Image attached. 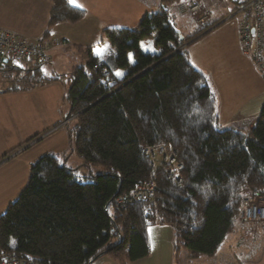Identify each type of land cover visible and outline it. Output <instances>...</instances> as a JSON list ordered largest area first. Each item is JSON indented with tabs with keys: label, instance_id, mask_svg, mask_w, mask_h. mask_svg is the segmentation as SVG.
<instances>
[{
	"label": "trees",
	"instance_id": "16d2710c",
	"mask_svg": "<svg viewBox=\"0 0 264 264\" xmlns=\"http://www.w3.org/2000/svg\"><path fill=\"white\" fill-rule=\"evenodd\" d=\"M191 1L161 0L159 11L146 14L137 28L104 29L107 54L81 53L66 94V120L73 123L68 156H76L88 176L77 177L65 164L68 156L46 153L33 162L26 185L0 215V255L27 264H93L103 257L130 264L149 255L147 229L167 225L175 252L213 256L240 220L244 201L264 199V103L248 131L219 126L215 94L185 50L209 26L184 38L174 24V12L182 15L177 8ZM209 1L232 14L247 0ZM49 2L50 29L85 16L68 0ZM152 35L154 56L139 49ZM42 65H0V78H15L24 91L43 88L57 76L48 77ZM104 70L116 84L98 81ZM157 144L182 165L179 186L166 179V167L152 170L141 153ZM150 181L152 202L111 208L116 197Z\"/></svg>",
	"mask_w": 264,
	"mask_h": 264
},
{
	"label": "crops",
	"instance_id": "0c3cea01",
	"mask_svg": "<svg viewBox=\"0 0 264 264\" xmlns=\"http://www.w3.org/2000/svg\"><path fill=\"white\" fill-rule=\"evenodd\" d=\"M205 1L213 10L206 11L204 9L208 16L206 26L209 27L202 34L197 35L194 40L185 44V50L192 66L206 77L215 94L219 126L226 128L233 125L234 129L248 131L259 117L261 107L264 103V77L258 72L251 59L243 54L239 47L237 37L238 19L223 21L230 15L229 10L226 8L227 6L212 3L209 0ZM76 3L80 7L71 5L84 11V20L75 24L60 23L51 29L48 28L51 10V4L49 2L50 7L47 16L43 18V24H38L30 29L14 31L32 40H43L50 44V62L45 63L41 67L48 77H57L49 85L31 91H24L23 87L18 88V91L3 90L0 84V188L6 187L4 192H0V215L4 213L8 204L11 203L13 195L16 194L15 189L23 187L24 184L26 185L29 176L28 160H26L27 168H24L21 164L19 178L17 168L10 164L12 161L11 156L14 154L16 147L28 142V131L25 130L20 135L15 134L19 129V122L15 123V118L20 111H24L26 108L28 109V96L36 92L43 95V92L47 93V91H52L61 100L64 99L67 92L64 87L67 88V86L63 87L60 78L63 77V74L70 73L72 69L80 66L82 63V60L77 58L76 61L69 64L66 70L65 68L59 67V60L65 57L63 51L68 46L67 40L70 39L68 38V33L72 34L73 28L85 21H89L90 18L92 20L94 19L93 23H98L97 26L100 29L112 28L109 24L112 21H107L108 18H106L105 13L110 12V5L114 6V4L119 9L116 15L117 19L122 20L124 23L128 22L137 24L138 26L140 20L146 14L159 11L161 0H76ZM200 4L203 6L201 1ZM173 11H175V8H173ZM174 13L175 15L177 14L176 11ZM176 20L174 17L175 27L184 38L192 37L198 32V30H193L188 25L183 24V20L182 22ZM195 27L198 28L196 23L194 24V29ZM187 28L192 33L187 32L185 34L184 31ZM59 29L65 31L67 34L65 32L58 34ZM101 41H104L106 50L109 51L110 47H107V40L102 38ZM62 43L63 45H61ZM103 54L97 56H102ZM57 63L58 66L54 67L53 64ZM48 66L51 67L49 70H46ZM2 81L6 82L3 79ZM57 116L55 117L56 121L61 117L59 113ZM26 117L28 119V115ZM65 133L66 146L60 148V150L51 149L48 153L57 154L62 158L69 153L70 140L67 131ZM29 165L31 166V164ZM67 167L74 169L69 166ZM78 167L80 168V165ZM24 169L27 170V176H23L24 172H26ZM85 177L79 178L84 179ZM241 226L244 225L240 224L239 228ZM263 229L264 227L261 230ZM147 239L149 255L142 260L130 264H139L143 261L146 262L145 264H188L191 260L200 258H191L184 250L175 252L174 231L171 226L155 225L149 227L147 229ZM151 256L157 260L155 263L149 259ZM93 264L115 263L107 257H103Z\"/></svg>",
	"mask_w": 264,
	"mask_h": 264
},
{
	"label": "rangeland",
	"instance_id": "374dc122",
	"mask_svg": "<svg viewBox=\"0 0 264 264\" xmlns=\"http://www.w3.org/2000/svg\"><path fill=\"white\" fill-rule=\"evenodd\" d=\"M195 1H201L203 5L202 8L206 11H213L205 0ZM186 4H188V2L184 3V5ZM49 7L50 4L48 0H0V28L17 32L20 31V29H30L38 24L41 25L43 24V18L47 16ZM109 10L110 12L105 14L107 16L106 18H108L107 21H112L109 23L112 28H137V24L135 25L128 22L124 23L122 20L116 18L119 9L115 4L114 6L110 5ZM176 19H179L181 22L183 20L185 22H182L183 24L188 25L193 30H198L197 27L194 29L195 21L192 16L188 14H176L175 20ZM93 20L90 18L89 21H85L73 28L74 30L72 34L68 33V38L70 39L67 40L68 46L65 48V51H63L65 57L63 56L64 58L59 60L60 68H65L66 70L71 62L76 61L77 58L81 59V53L86 51H90L93 56L98 55L96 51L97 49L101 50V54H107L108 51H105L106 44L104 41H101L102 38L104 39V29H100V27L97 26L98 23H93ZM60 32L64 33L65 31L59 29L58 34ZM187 32L192 33L188 28L184 33L186 34ZM154 41L155 35L141 41L139 44L141 52L153 56L159 54ZM142 44L146 47L142 48ZM149 45L150 48L147 47ZM107 47H110L109 44ZM128 59L130 64L134 63L133 55L131 53L128 54ZM11 64L22 69H27L30 66L27 63L22 64L21 67L18 63ZM53 65L54 67L58 66V63ZM50 67L51 66L46 67V70H49ZM118 73L121 75H117ZM68 74L69 73H65L63 74V77L60 78L63 87L67 86V88L64 87L66 91L68 90L70 83ZM122 74V70L116 72L118 77L122 76ZM6 79L7 78H3V80L10 84V89L12 90L23 87V84L18 82L15 78L14 80ZM6 82L1 79L0 84ZM43 93L44 94L42 95L41 93L36 92L35 94L28 96V109L26 108V110L20 111L15 118V123L19 122V129L15 134L20 135L23 131H28V142L25 144L22 143L23 145L16 147L14 154L11 156L12 161L10 164L17 168L18 178L20 177L21 164L24 168H27L26 160H28L29 172V164H32L37 158L50 152L51 149L60 150V148L66 146L67 141L65 132L67 131V126L71 127L73 125L71 119L68 121L66 120L69 112V105L66 100L67 92L62 100L52 91ZM58 113L61 117L56 121L55 117H58ZM27 115L28 119L26 117ZM21 121L22 123L20 124ZM226 128H233V125ZM65 156H68V154ZM66 162L67 166L76 169V176H88V171L85 168L78 167L80 165V160L76 156H68ZM92 171L93 175L100 173L99 169H93ZM23 176H27V170L24 172ZM24 186L15 189L17 195H19V192H21ZM5 190L6 187L0 188V192H4ZM16 194L13 195L11 202L17 199L18 196ZM235 223L236 226L234 231L226 237L224 243L215 255L193 259L188 264H264V229L261 230L262 227H264V224H245L240 220H236ZM240 224H243L244 226L239 228ZM182 255L184 254L182 253ZM149 259H151L153 263L157 261L153 256ZM145 263L146 262L143 261L139 264Z\"/></svg>",
	"mask_w": 264,
	"mask_h": 264
},
{
	"label": "built area",
	"instance_id": "2783aa9c",
	"mask_svg": "<svg viewBox=\"0 0 264 264\" xmlns=\"http://www.w3.org/2000/svg\"><path fill=\"white\" fill-rule=\"evenodd\" d=\"M199 3L195 0L188 2L178 7L177 12L192 16L196 25L204 28L207 25L208 16ZM231 19H238L237 37L241 51L251 59L258 72L264 77V0H247L223 21ZM0 59H5L8 63H18L20 67L25 63L29 64V67L45 64L51 59L50 44L0 28ZM103 80L112 85L116 84L114 76L107 70H104L98 78L99 82ZM1 87L3 90H12L9 83L8 85L1 83ZM141 153L150 160L152 170L158 166H164L167 168L166 179L177 186L181 184L180 173L183 167L178 163L174 152L168 151L162 144H157L144 147ZM154 195L155 185L150 181L138 186L127 195L116 197L111 208L122 209L134 203L148 204L153 201ZM239 219L245 224L264 223V199L245 200ZM111 236L113 239L117 238V232L113 229ZM0 264L27 263L14 256L1 254Z\"/></svg>",
	"mask_w": 264,
	"mask_h": 264
},
{
	"label": "snow or ice",
	"instance_id": "6c2138e0",
	"mask_svg": "<svg viewBox=\"0 0 264 264\" xmlns=\"http://www.w3.org/2000/svg\"><path fill=\"white\" fill-rule=\"evenodd\" d=\"M69 3H70V4H73V5L76 6V7H80V5H79L78 3H76V0H69ZM141 47H142V48H145L146 46L142 44ZM147 47L150 48V45L147 46ZM105 50H106V48H105ZM96 51H97V54H98V55L101 54V50H100V49H97ZM130 59H131V56H130ZM117 75H121V74L118 73Z\"/></svg>",
	"mask_w": 264,
	"mask_h": 264
},
{
	"label": "water",
	"instance_id": "95a60500",
	"mask_svg": "<svg viewBox=\"0 0 264 264\" xmlns=\"http://www.w3.org/2000/svg\"><path fill=\"white\" fill-rule=\"evenodd\" d=\"M0 64L1 65H7L8 62L5 59H0Z\"/></svg>",
	"mask_w": 264,
	"mask_h": 264
}]
</instances>
